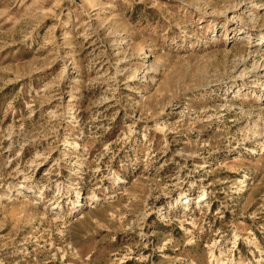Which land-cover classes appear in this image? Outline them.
Returning <instances> with one entry per match:
<instances>
[{
	"label": "rangeland",
	"instance_id": "1",
	"mask_svg": "<svg viewBox=\"0 0 264 264\" xmlns=\"http://www.w3.org/2000/svg\"><path fill=\"white\" fill-rule=\"evenodd\" d=\"M0 264H264V0H0Z\"/></svg>",
	"mask_w": 264,
	"mask_h": 264
}]
</instances>
